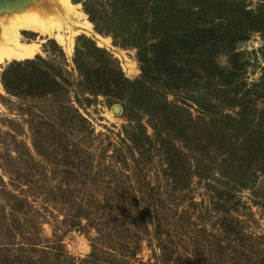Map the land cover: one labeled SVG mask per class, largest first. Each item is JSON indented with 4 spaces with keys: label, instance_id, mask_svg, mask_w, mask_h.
I'll list each match as a JSON object with an SVG mask.
<instances>
[{
    "label": "rangeland",
    "instance_id": "obj_1",
    "mask_svg": "<svg viewBox=\"0 0 264 264\" xmlns=\"http://www.w3.org/2000/svg\"><path fill=\"white\" fill-rule=\"evenodd\" d=\"M133 1L0 66V264H264V0Z\"/></svg>",
    "mask_w": 264,
    "mask_h": 264
},
{
    "label": "bare ground",
    "instance_id": "obj_2",
    "mask_svg": "<svg viewBox=\"0 0 264 264\" xmlns=\"http://www.w3.org/2000/svg\"><path fill=\"white\" fill-rule=\"evenodd\" d=\"M76 28L90 31V25L72 0H0V66L12 60L30 58L38 50L33 42H24V32L57 35L65 44L67 41L71 44V39L63 34L72 36ZM97 38L101 46L104 39Z\"/></svg>",
    "mask_w": 264,
    "mask_h": 264
},
{
    "label": "trees",
    "instance_id": "obj_3",
    "mask_svg": "<svg viewBox=\"0 0 264 264\" xmlns=\"http://www.w3.org/2000/svg\"><path fill=\"white\" fill-rule=\"evenodd\" d=\"M130 1H133V0H130ZM135 2L138 3V4H136V5L127 4V6L128 5H130V6L129 7H125V9H129V10H125V11L131 12V13H135V14H133V16H135L137 18L146 17V15H144V14L147 13V11L151 12V15H150L151 18H154V17H156V15H158L157 11H156V10H158L157 4H159L161 1H159L158 3L155 2V1H152V0H150V1L149 0H141L139 2H137V1H135ZM160 14H162V13L160 12ZM162 18H164V17H162ZM162 18L160 16L161 20H163ZM151 25H152V23L149 26H151ZM89 45H90L91 48L86 50V52H85L86 54H84V55H86V57H87L88 55L91 54L92 51L98 52L100 54L101 59H103L104 62L106 64H108L107 68L110 70L111 67H112L111 66L112 63L110 64V57L111 56L109 55V53L106 50H104V49L97 48L98 46L96 47L91 42L89 43ZM80 54L83 55V53H81V52H80ZM24 62H25L24 64L14 63V66H23V67H25V65H26V67H31V70L35 69V71H36L35 62H32L31 60L30 61L27 60V61H24ZM75 63H76V66H77L78 70L80 71V73L82 72V74H85L88 77V81L91 82L90 87L87 88V90H88L87 92L90 93L91 95L105 94L106 91H104V90L102 91L100 88L105 85L104 84V79L106 78V76H109V73H105L106 69H104V70L94 69V70L89 72L88 69H87V71H85V68H86V65H87L85 62H78L77 60H75ZM104 66H105V64H104ZM111 73H112V75L114 77H117L116 75L120 74V72L118 70H115V71L112 70ZM91 74L95 78L94 81H92L90 79ZM108 82H109V80H108ZM56 88H58L61 91L65 90V89H61V86L57 85L56 83H52L50 80H48L46 78H43L42 81L39 82L38 85L35 87V89L38 90V91L42 90V89H53L56 92L59 91ZM61 91H59V92H61ZM77 97H78V95H77ZM77 97H76V100H77V102H79Z\"/></svg>",
    "mask_w": 264,
    "mask_h": 264
}]
</instances>
